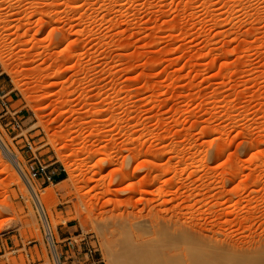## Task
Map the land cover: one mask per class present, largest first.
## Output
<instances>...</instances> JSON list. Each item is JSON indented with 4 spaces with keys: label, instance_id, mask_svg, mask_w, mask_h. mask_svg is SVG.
Masks as SVG:
<instances>
[{
    "label": "rangeland",
    "instance_id": "obj_1",
    "mask_svg": "<svg viewBox=\"0 0 264 264\" xmlns=\"http://www.w3.org/2000/svg\"><path fill=\"white\" fill-rule=\"evenodd\" d=\"M0 137L26 175L0 149V264H56L27 180L60 264H112L119 213L238 264L264 247V0H0Z\"/></svg>",
    "mask_w": 264,
    "mask_h": 264
},
{
    "label": "bare ground",
    "instance_id": "obj_2",
    "mask_svg": "<svg viewBox=\"0 0 264 264\" xmlns=\"http://www.w3.org/2000/svg\"><path fill=\"white\" fill-rule=\"evenodd\" d=\"M222 142V139H218L215 145H220ZM0 149L13 166L26 177L20 168L18 158L8 149L1 137ZM220 154L221 151L218 150L217 155ZM17 179L20 180V177ZM27 181L35 204L41 213L56 264H60L54 235L44 208V203H48L52 194L43 197L42 200L32 183ZM108 219L110 222L107 221V231H110L112 239L117 243L112 264H161V260L164 261L163 264H187L189 261H195L196 264H224L228 252L224 247L201 248L200 251H196L194 241L183 234L184 229L176 222L169 223L165 228L160 220L136 218L125 213L108 216ZM66 223L67 221L64 220L63 224ZM183 244H189V247L181 248ZM232 250L237 252L239 256L238 264L260 263L261 257L264 256V247L255 249H236L233 247Z\"/></svg>",
    "mask_w": 264,
    "mask_h": 264
},
{
    "label": "crops",
    "instance_id": "obj_3",
    "mask_svg": "<svg viewBox=\"0 0 264 264\" xmlns=\"http://www.w3.org/2000/svg\"><path fill=\"white\" fill-rule=\"evenodd\" d=\"M65 240H68L67 238H65ZM68 252V251H67ZM69 253V252H68ZM84 257H86V258H90L91 260V262L89 263V264H94V257L92 256V255H90L89 253H85V255H84ZM89 261V260H88ZM85 263H86V259H85Z\"/></svg>",
    "mask_w": 264,
    "mask_h": 264
},
{
    "label": "built area",
    "instance_id": "obj_4",
    "mask_svg": "<svg viewBox=\"0 0 264 264\" xmlns=\"http://www.w3.org/2000/svg\"><path fill=\"white\" fill-rule=\"evenodd\" d=\"M48 180L51 181V178H48ZM94 261H95V260H94ZM94 264H99V263H98V261L96 260V261L94 262Z\"/></svg>",
    "mask_w": 264,
    "mask_h": 264
}]
</instances>
